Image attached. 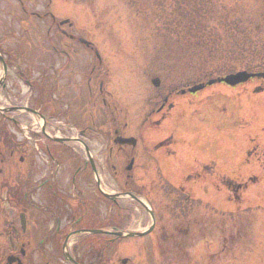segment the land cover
Wrapping results in <instances>:
<instances>
[{
  "label": "rangeland",
  "instance_id": "374dc122",
  "mask_svg": "<svg viewBox=\"0 0 264 264\" xmlns=\"http://www.w3.org/2000/svg\"><path fill=\"white\" fill-rule=\"evenodd\" d=\"M22 1L24 12L17 0H0V47H8L17 63L27 61V72L36 73L41 55L57 67L64 57L51 51L49 41L59 45L58 20L67 17L73 24L63 29L94 42L103 60L100 72L106 74L104 93L96 95L94 110L84 98L86 87L83 75L79 76L83 69L58 67V73L64 76L61 84L72 88L79 99L73 101L80 117L93 114L97 131L110 134V118L100 120L97 109H109L110 104L113 111L115 107L117 124L127 123L124 134L138 138L134 166L143 169L136 166L131 170L134 179L140 178L146 186L152 179L158 183L183 181L192 198L207 202L209 219L199 220L202 229L196 237L182 234L172 239L176 260L171 259V264H264V83L256 79L235 87L216 83L194 96L175 95L169 100L171 108L159 113L151 110L160 104L161 96L184 84L205 80L208 72L255 69L260 63L264 67V0H192L191 8L180 5V0H50L51 8L43 10L35 6L47 5L48 0ZM174 9H194L198 13L201 9L203 17L191 13L194 22L184 19L180 22L183 29L174 30L170 24V20L174 22ZM30 10L41 16L40 11H47L54 19L36 17L29 14ZM212 12H217L225 24L234 22L245 27L249 34L246 40L243 38V54L233 57L222 48V52L200 62L201 56L191 52L200 30L193 35L186 29L199 21L218 27L222 22L215 17L205 19ZM256 23L261 28L253 31ZM201 26L199 23L196 27ZM218 30L224 36L223 30ZM166 45L175 50V55L168 57L169 64L160 59ZM82 51L79 48L73 55L68 52L78 58ZM154 76L160 79L156 88L150 81ZM157 95L161 97L159 102ZM148 110L151 114L146 116ZM114 153L116 149H112ZM63 166L68 167L66 161ZM194 167L198 174L193 172L184 181L185 170ZM96 174L103 180V175ZM191 177L195 179L189 180ZM107 181L114 185L108 177ZM110 189L105 193L114 195V186ZM199 214L195 211L197 219ZM133 221L132 230L148 225V218L135 217ZM145 240H130L121 246L124 253L144 264V244L152 241L148 243L150 254L157 250L154 234Z\"/></svg>",
  "mask_w": 264,
  "mask_h": 264
},
{
  "label": "flooded vegetation",
  "instance_id": "af4514ba",
  "mask_svg": "<svg viewBox=\"0 0 264 264\" xmlns=\"http://www.w3.org/2000/svg\"><path fill=\"white\" fill-rule=\"evenodd\" d=\"M18 1L25 9L23 1ZM35 9H49V5L37 4ZM43 13L47 16V11ZM57 30L60 39L55 48L63 55V63L56 61V67L40 58L33 69L34 76L31 72L29 77L25 73L12 74L0 83V98L8 95L12 99L8 104L0 102V264H139L136 257L124 253L121 245L145 240L151 234L157 250L150 254L148 243L152 241L144 244V264H161V260L162 264H171V259L176 260L172 239L182 234L196 237L195 233L202 229V219H209L207 202L192 198L183 181L158 183L152 179L146 186L140 178L134 179L131 170L143 169L134 166L138 138L135 145L120 143L117 137L133 135L124 134L126 122L117 124L115 107L113 111L110 104L109 109H97L100 120L108 117L112 124L110 134L98 136L95 116L81 118L73 101L77 98L75 92L61 84L64 76L58 73V67L83 69L81 75L77 74L83 75L84 98L96 109L93 102L96 95L104 93L105 78L95 45L89 40V44L80 43L79 36L62 26L57 25ZM78 47L84 54L77 58L72 55ZM0 51L9 49L0 47ZM4 58L11 61L6 53ZM42 65L52 66L53 76ZM186 94L170 91L156 109L150 108L159 113L165 107L171 108L172 97ZM156 99L160 101L159 95ZM64 102L67 106L61 108ZM105 103L102 98L101 104ZM150 114L148 110L146 116ZM21 121L25 122L24 131ZM112 149L117 153L112 155ZM64 161L68 167L64 168ZM202 167L206 170L207 166L203 163ZM194 170L187 168L185 172L189 177L193 172L198 174L197 167ZM96 173L103 175V180ZM111 186L115 194L131 192L136 198L105 196ZM144 204L153 216L152 230L140 237L122 236L125 230L143 231L144 227L131 229L135 217L148 218L146 227L149 226L150 214Z\"/></svg>",
  "mask_w": 264,
  "mask_h": 264
},
{
  "label": "trees",
  "instance_id": "16d2710c",
  "mask_svg": "<svg viewBox=\"0 0 264 264\" xmlns=\"http://www.w3.org/2000/svg\"><path fill=\"white\" fill-rule=\"evenodd\" d=\"M179 4L180 5L187 4L189 5L190 8L194 5L192 4V0H180ZM199 12L201 13H198V11L194 9H174V11L172 12L174 16L172 20L174 22H172L169 19L170 24L174 25L175 28L174 30L182 28L180 22H183L184 19L192 20L194 18L191 15V13L199 16L201 19L203 17L201 9L199 10ZM208 15L209 17L205 19L211 20V17H215L217 22L218 21L222 22L221 16H219L217 12L208 13ZM192 22L194 21L192 20ZM199 23L200 26L202 25L201 28L196 27L197 25H199ZM199 23L195 24L194 27H190L186 29V32L188 34H193V35L195 31L200 30L201 32V33L199 32V34L196 35L194 41L195 45L194 44L191 45V47L194 46L191 52L196 53L197 55L199 54L201 56L200 62H204V59L209 55L211 56L212 53L222 52V48H225V50L229 51V53H233V57H235L236 54L244 53V51H240L245 46L243 38H245L246 40L247 35L249 34L245 29V27H240V24L234 22H227V24H225V22L224 23L222 22V24L218 25V27L223 30V34H224L223 36L221 32L218 30L219 29L218 27H209L201 21H199ZM224 25H227V27ZM260 28L261 26H258V23H256L253 26L252 30L257 31ZM263 33H264V27H263ZM201 53L203 54L201 55ZM246 69L254 70L253 68H246ZM255 69L262 70L264 69V67H262V63H260L259 67H256ZM231 71L233 70L230 69L229 71L226 70L223 72H231ZM220 72H222V70Z\"/></svg>",
  "mask_w": 264,
  "mask_h": 264
},
{
  "label": "water",
  "instance_id": "95a60500",
  "mask_svg": "<svg viewBox=\"0 0 264 264\" xmlns=\"http://www.w3.org/2000/svg\"><path fill=\"white\" fill-rule=\"evenodd\" d=\"M260 77L264 80V72H260V73H256V74H253V73H246L245 71H241V72H237L235 74H229V75H226L224 77H221V78H217V79H214V80H210L207 82V84H210L212 82H214L215 80L220 82H224L225 84L227 85H236L240 82H244L246 81L248 78L250 77ZM203 87L202 84H198V85H195L193 86L192 88L189 89V91L191 92H194L198 89H201Z\"/></svg>",
  "mask_w": 264,
  "mask_h": 264
}]
</instances>
